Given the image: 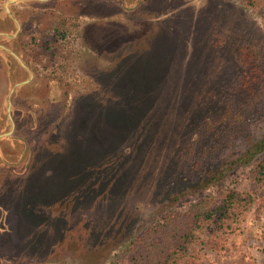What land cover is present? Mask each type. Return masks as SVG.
<instances>
[{"label":"rangeland","instance_id":"obj_1","mask_svg":"<svg viewBox=\"0 0 264 264\" xmlns=\"http://www.w3.org/2000/svg\"><path fill=\"white\" fill-rule=\"evenodd\" d=\"M11 1L0 0V264H110L198 195L168 200L186 162V109L207 83L229 84L242 50L264 61V11L232 0ZM253 168L229 181L246 199L239 219L197 233L190 255L201 264H264Z\"/></svg>","mask_w":264,"mask_h":264},{"label":"trees","instance_id":"obj_2","mask_svg":"<svg viewBox=\"0 0 264 264\" xmlns=\"http://www.w3.org/2000/svg\"><path fill=\"white\" fill-rule=\"evenodd\" d=\"M232 1L245 12L264 11V0ZM16 16L21 18L20 13ZM61 35L66 36L65 32ZM20 54L30 63L26 52ZM241 54L244 65H239L229 84L218 89L207 83L185 112L187 127H192L186 145L180 147L186 162L175 171L168 200L178 192L198 195L182 207L166 209L158 221L127 240L110 264H201L199 256L190 255L197 233L205 225L229 228L246 203L230 187V179L238 171L254 167L253 182H263L264 61L251 58L254 53L247 49ZM7 213L0 206V220H6ZM209 245L213 250L223 247L219 240H211Z\"/></svg>","mask_w":264,"mask_h":264},{"label":"flooded vegetation","instance_id":"obj_3","mask_svg":"<svg viewBox=\"0 0 264 264\" xmlns=\"http://www.w3.org/2000/svg\"><path fill=\"white\" fill-rule=\"evenodd\" d=\"M0 38H3V35H0ZM5 50H6V52L9 51V50H7V49H4V52H5ZM6 52H5V53H6ZM10 53H11V55H13V56H14V54H15V53H13V52H9V53L7 52V54H10ZM24 82H25V81H24ZM12 117H13V116H12ZM12 117L10 116V119H12ZM12 129H14V128H12ZM11 133H12V132H9V135H5V136H8V137H9V136H12V135H10ZM2 137H4V136H1V138H2ZM23 156H24V155H23ZM1 221H5L4 218H3Z\"/></svg>","mask_w":264,"mask_h":264},{"label":"water","instance_id":"obj_4","mask_svg":"<svg viewBox=\"0 0 264 264\" xmlns=\"http://www.w3.org/2000/svg\"><path fill=\"white\" fill-rule=\"evenodd\" d=\"M20 1H25V0H17V1H11L10 3H9V5L10 4H12V3H14V2H20ZM16 20V19H15ZM19 31H20V26H19ZM18 31V32H19ZM15 55V54H14ZM16 56V55H15ZM17 58H18V56H16ZM18 60L20 61V63H22L23 64V66H25L24 65V63L22 62V60L20 59V58H18ZM29 81H27V82H24V83H22L21 85H24V84H26V83H28ZM0 138H1V136H0Z\"/></svg>","mask_w":264,"mask_h":264}]
</instances>
